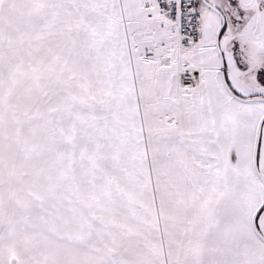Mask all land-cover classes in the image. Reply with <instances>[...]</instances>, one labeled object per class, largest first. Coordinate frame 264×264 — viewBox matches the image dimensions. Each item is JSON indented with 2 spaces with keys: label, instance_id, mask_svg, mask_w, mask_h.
Masks as SVG:
<instances>
[{
  "label": "snow or ice",
  "instance_id": "1",
  "mask_svg": "<svg viewBox=\"0 0 264 264\" xmlns=\"http://www.w3.org/2000/svg\"><path fill=\"white\" fill-rule=\"evenodd\" d=\"M0 264H264V0H0Z\"/></svg>",
  "mask_w": 264,
  "mask_h": 264
}]
</instances>
